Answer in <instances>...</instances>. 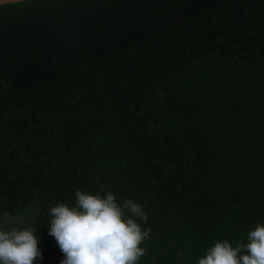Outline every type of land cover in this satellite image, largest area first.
<instances>
[{
    "label": "trees",
    "instance_id": "1",
    "mask_svg": "<svg viewBox=\"0 0 264 264\" xmlns=\"http://www.w3.org/2000/svg\"><path fill=\"white\" fill-rule=\"evenodd\" d=\"M141 204L137 264H198L264 225V0L0 5V228L64 258L49 209Z\"/></svg>",
    "mask_w": 264,
    "mask_h": 264
},
{
    "label": "clouds",
    "instance_id": "2",
    "mask_svg": "<svg viewBox=\"0 0 264 264\" xmlns=\"http://www.w3.org/2000/svg\"><path fill=\"white\" fill-rule=\"evenodd\" d=\"M75 197L74 207L49 209L48 234L63 253L60 264H137L144 255L140 245L151 236L143 206L132 199L118 203L112 191L101 197L77 190ZM38 242L31 228H0V264L43 260ZM198 264H264V225L248 232L247 243L216 242Z\"/></svg>",
    "mask_w": 264,
    "mask_h": 264
},
{
    "label": "rangeland",
    "instance_id": "3",
    "mask_svg": "<svg viewBox=\"0 0 264 264\" xmlns=\"http://www.w3.org/2000/svg\"><path fill=\"white\" fill-rule=\"evenodd\" d=\"M25 217L18 220H11L10 225L11 227H8L7 230L11 229L12 227H16L18 229L28 228L26 223H24Z\"/></svg>",
    "mask_w": 264,
    "mask_h": 264
},
{
    "label": "water",
    "instance_id": "4",
    "mask_svg": "<svg viewBox=\"0 0 264 264\" xmlns=\"http://www.w3.org/2000/svg\"><path fill=\"white\" fill-rule=\"evenodd\" d=\"M22 1H26V0H0V5L13 4Z\"/></svg>",
    "mask_w": 264,
    "mask_h": 264
}]
</instances>
